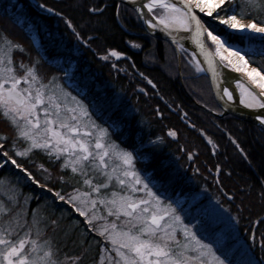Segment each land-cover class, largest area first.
<instances>
[{
	"label": "snow or ice",
	"instance_id": "snow-or-ice-1",
	"mask_svg": "<svg viewBox=\"0 0 264 264\" xmlns=\"http://www.w3.org/2000/svg\"><path fill=\"white\" fill-rule=\"evenodd\" d=\"M116 7L119 15V5ZM136 10L149 30L167 33L179 52H188L185 40L196 46L197 51L191 52L196 72L211 71L216 80L227 78L224 69L240 73V77L234 78V88H221L218 83V95L232 101L238 91L239 102L248 109L259 110L256 120L264 126V0H140ZM87 11L102 14L104 9L93 5ZM57 15L73 27L63 12ZM213 21L218 27L213 26ZM237 33L259 40L258 50L245 51L234 46ZM76 35L79 37V33ZM15 50L25 51L23 45L14 43L6 34L0 36V116L15 130L12 146L15 148L21 139L28 144L16 156L42 149L50 158L63 159L60 167L71 169L91 189L74 190L68 203L85 218V227L102 238L96 241L97 264H264V257L258 260L250 254L256 243L264 250V233L257 240L256 232L251 231L253 245L236 248L227 234L210 236L207 229L185 223L182 209L178 210L171 201L165 203L163 194L158 195V189L153 191L157 186H150L137 169L139 150H129L111 141L109 129L93 120L87 105L56 84L55 77L45 83L38 60L31 64L20 61L23 74H17ZM109 55L119 58L124 54L111 49ZM109 55L102 59H109ZM256 56L261 59L257 61ZM168 135L175 137L177 133L170 130ZM0 139L9 138L0 135ZM161 140L157 137L150 143ZM4 147L0 143V149ZM3 155L17 168L22 167L7 151ZM23 171L40 183L27 168ZM101 178L103 182H95ZM110 186V194L101 193ZM259 195L264 201V192ZM55 197L65 199L60 192ZM9 199L12 207L0 201V264H82L89 247L86 235L85 239L73 241L82 249L80 254L69 255L47 232L49 226L55 232L58 220L45 223L47 218L38 214L39 207L32 210L29 220V213L18 207V200ZM98 203L106 208L107 216L97 214ZM109 216L115 219L110 221ZM232 219L239 222L238 217ZM98 220L104 222L97 225L94 222ZM251 223L264 224V217Z\"/></svg>",
	"mask_w": 264,
	"mask_h": 264
},
{
	"label": "trees",
	"instance_id": "trees-1",
	"mask_svg": "<svg viewBox=\"0 0 264 264\" xmlns=\"http://www.w3.org/2000/svg\"><path fill=\"white\" fill-rule=\"evenodd\" d=\"M39 1L58 12H63L64 16L72 21L75 31L71 32L70 26L65 24L62 18L45 17L27 6L25 15L38 19L42 27L39 31L42 45L40 49H35L29 33L17 23L16 18L0 6V36L6 34L14 43L23 45L25 49L23 52L14 51L15 64L19 60L26 64L38 60L39 73L44 78V82L55 77L67 92L87 105L93 120L109 129L111 141L129 150L138 149L137 169L142 168L144 174H147L146 180H149L150 186L153 184L157 186L153 191L158 189L157 194H163L165 203L171 201L178 210L182 209L180 214L186 217L185 223L205 228L208 235H213V230L219 228L214 220L218 215H215L213 210L208 211L206 205L214 199L218 206L228 210L229 215L233 214L239 218L235 229L242 237L244 246L253 245V241L247 238L246 227L248 232L250 227L255 225L259 240L260 234L264 233V224L256 225L251 222L258 217H264V201L259 195L260 192H264V132L239 119L240 124L232 127L217 118L213 111L219 112V109L212 98L207 78L201 73L190 72L189 67L185 71L182 67L179 76L174 48L170 47L169 52L166 50L161 52V48L155 46L140 27H138V43L141 49L139 53L128 51L124 40L127 37L137 38L127 33L125 26L118 22L112 10L105 9L102 14H89L87 11V8H90L87 4L89 0ZM104 1L91 0V5L101 7ZM131 14L130 20L127 21L125 18L126 23L137 26ZM54 20L57 24H54ZM97 21L101 23L98 24ZM76 33H79L78 38ZM19 37L24 38V43ZM77 39L86 41L88 47H84ZM45 42H48L50 48L42 49ZM73 42L80 49V54H71ZM111 49L125 52L128 58L119 61H114L110 57L107 60L102 59ZM53 56L60 57V60ZM185 58L191 60L190 54L180 52L182 63ZM71 62L75 64L74 74L91 82L85 92L74 90L61 78L59 69ZM165 66L171 73L165 70ZM16 68L18 73H22L19 65ZM136 70L149 79L155 89L148 86L145 80L136 74ZM168 106L175 109L176 113L169 110ZM155 107H158L157 112ZM158 112L161 114L160 119L157 117ZM239 127L242 131H238ZM197 129L203 130L211 142L206 143ZM170 130H174L177 135L169 136ZM223 130L233 136L239 147H235L226 139ZM14 133V128L0 116V135L9 138L7 141L0 139V143L5 145L0 149L1 152L7 151L30 172H33L34 163H40L47 168L57 165L56 160L42 154L40 150L30 152L27 155L28 162L25 158L16 156L10 149L11 141L15 137ZM157 137H161L162 140L155 144L150 143ZM24 145L27 146V142L17 140L16 146ZM239 149H243L246 160L240 155ZM194 150L197 155H193L191 161L187 155L193 154ZM143 154L148 158L142 159ZM10 171H7L6 167L1 168L0 177L11 178L12 167ZM34 177L41 184L58 190L61 195H67L66 182L54 185L35 175ZM18 186L23 194L35 198L32 204H37L38 201L41 204L48 193L45 191L46 194H39L44 190L31 183H19ZM203 191H206V194H203ZM197 193H201L202 196L196 197ZM183 196L185 199L180 200ZM46 200L51 199L46 198ZM49 202L55 208L50 216L51 220H56V213L65 216L66 212L62 209L61 201ZM187 202L189 205L186 207ZM67 208L69 209L68 206ZM70 217L67 215L65 219L62 218L65 231L59 230L58 227L54 232V238L64 252L79 255L82 249L74 245L73 241L85 239V234L79 230L78 225H74V230L73 228L69 230ZM87 241L88 244L91 241L89 236ZM235 244L238 243L234 242L233 245ZM91 248L88 247L82 264H90L95 258ZM250 253L258 260L264 257V250L258 243L251 248Z\"/></svg>",
	"mask_w": 264,
	"mask_h": 264
},
{
	"label": "rangeland",
	"instance_id": "rangeland-1",
	"mask_svg": "<svg viewBox=\"0 0 264 264\" xmlns=\"http://www.w3.org/2000/svg\"><path fill=\"white\" fill-rule=\"evenodd\" d=\"M89 1L90 2H88L87 4L90 5L91 4V0H89ZM68 13H69V11H68ZM53 22H56V21L54 20ZM19 38L23 42L24 38L23 37H19ZM33 41H35V40H33ZM46 46L48 47L49 45L46 43ZM164 48H165V50L167 52L170 51V47L164 46ZM35 49H37V48H35ZM72 54H74V55L80 54V49L78 47H74V49L72 50ZM55 57H57V56H55ZM190 58H191V55H190ZM179 59H180V57H179ZM181 61L182 60H180L179 62L178 61L176 62L177 73H179V71L181 72V68L182 67L185 68L183 71L188 70V67H189L191 69L190 72H196L195 69H194L193 63L192 64L190 63L191 60L189 58H187V59L185 58L183 63ZM19 62H20V60H19ZM19 62L17 64H15L16 67H17V65H19ZM59 70L61 72V78L66 83V79H67V77H65L66 73L64 72L63 69H59ZM71 70H72V68L67 70V74H70ZM165 70H167L166 66H165ZM167 71H169V70H167ZM169 72L171 73V71H169ZM196 73H200V72H196ZM17 74L22 75L23 73H18L17 72ZM179 74H181V73H179ZM47 82L48 81H46L45 83H47ZM54 82L56 84L61 85L58 80H55ZM74 82H75V84L77 83L78 86L76 85V87L79 88L78 90L80 92H84L91 85V82L88 79H83L81 76H76L75 79H74ZM64 90H65V88H64ZM41 115H43V114L41 113ZM117 127H118V125H117ZM14 136H16V133H14ZM27 146H28V144H27ZM27 146H25V145L23 147L15 146V148H14L12 146V141H11L10 149L14 153H16L17 151L24 150V148H26ZM34 150H40L42 152V154H46L47 155V153L44 150H42V149H34ZM142 156H143L142 159L148 158L147 155L143 154ZM18 157L25 158V160L28 162L27 155L26 156H18ZM51 158L53 160H56L54 156L51 157ZM62 163H63V159L57 161V165L51 166V168H47L45 165H42L40 163H34L33 166H32L33 172H31V173H32L33 176L35 175L37 178L42 179V180H44L46 182H51L54 185L66 182L67 195L65 196V199L63 201H61L60 199L55 197V193L59 192L58 190H53L50 187H48L47 185H46L47 187H45L44 186L45 184L42 185L44 187L41 186V189H43L44 191H42V192L40 191L39 194H43V193L46 194V192H48L46 198L47 199H51L49 201H52V200L53 201H61L62 209H64V211L66 213H65V216L64 215H60L59 213H56V215H55L57 217L56 220H58L59 230L65 231V229L63 228L61 220H62V218L65 219L67 217V215H70L71 217L68 220L69 221L68 228H70L69 230H71V228H73L74 225L75 226L78 225L79 226V230L82 231L85 235H87V236H89L91 238V241L89 242V247H92L91 250H93V252L95 253V258L90 262V264H97V262L99 261V248H98V246L96 244V241L97 240H102V238L99 237L97 233H93V232H91L89 229H87L85 227V224H86L85 218L83 216H81L79 213H77L75 211V209L72 207V205L70 203H68V197L70 195L74 194V190H79L80 192H90L91 189L88 186L84 185L82 178L79 175L73 174L71 172V169H63V168H61L60 165ZM2 167H6L7 171H10L11 167H12L13 168V172H12L13 176L11 178L8 177V176H1L0 177V201H3V203L6 206L12 207V202L9 199V197L17 199L18 202H19L18 203V207L22 208V209H26L27 212L29 213V217H28L29 220L31 219V215L30 214H31L32 210L37 209L39 207V213L38 214L40 216L46 217L47 220H45V223H47V221L50 219V216L52 215V213H54V209L55 208L50 205V202L48 200H46V198H43V201H42L41 204L38 203L39 201L37 202V204H35V203L32 204V202L34 201L35 198L31 197L28 194H23L20 191L19 186H18L19 183H31V184L35 185L36 187H38L39 184H41V183H39V184L35 183V181L30 179L27 176V174L23 171V169H24L23 167H21V169L17 168L15 165H13L10 162V160H8L7 157H5L3 155V152L0 151V169ZM139 170H140L141 175L146 179L147 174H144L142 168H140ZM61 177H63V180L60 179ZM95 182H103V179L102 178L98 179ZM47 188L48 189L50 188L51 191L48 190ZM111 191H112V187L110 186L108 189H102L101 193L102 194H110ZM203 194H206V191H203ZM92 195L95 196V193H92ZM201 196H202L201 193H197V195H196V197H201ZM183 197L180 200H184L185 197L184 198ZM25 198H28L27 202H25ZM189 202H187L185 204L186 207L189 205ZM209 204L206 205V208L208 209V211L213 210L214 214L218 215V216H216L214 218V220H215V223L217 224V226L219 228L217 227L218 228L217 230L211 229V230L214 231L212 233L213 234L224 233V234L229 235L231 237V240H232L231 241L232 245H233L234 242L238 243V244H235V246L233 245L236 248H237V246H239V248L244 246V242L242 240V237L236 232V229H235L237 222H236L235 219H232L235 216L233 214L229 215L228 210L226 208L218 206L219 204L216 201H214V199L209 201ZM67 206L69 207V209L67 208ZM13 210L15 211V209H13ZM97 214L100 215V216H107L106 208L103 205H100L99 203L97 204ZM108 219L111 221V220H113L115 218L109 216ZM103 222H104L103 220H98V221H96L94 223L99 225V224H102ZM254 227H255V225H253L252 228L250 227L248 232H247V227H246V234H247V238L248 239H250V232L251 231H255ZM56 229H58V227ZM69 230L67 232H69ZM73 230H74V228H73ZM47 232H48L49 235H52L54 237V232L52 231L51 226H49V228L47 229ZM247 246H248V244H247ZM69 255H71V252H70Z\"/></svg>",
	"mask_w": 264,
	"mask_h": 264
},
{
	"label": "water",
	"instance_id": "water-1",
	"mask_svg": "<svg viewBox=\"0 0 264 264\" xmlns=\"http://www.w3.org/2000/svg\"><path fill=\"white\" fill-rule=\"evenodd\" d=\"M27 1L33 7H36L39 13H42L46 16H60V15H57V13H58L57 11H55V12L48 11L47 9H49V7H47V6L44 8L40 7V5H43V4L37 0H27ZM115 1L122 3L123 5L131 8L136 13L137 18H138L143 30L147 34H149L150 36H152L158 40L165 41V42H167V43H169L175 47V45H173L171 42L172 38L170 36H168L167 33L163 32L159 29H157L155 31L149 30L148 26L143 22V20L138 17L136 7H137V4L140 3V0H115ZM180 35H185V33H180ZM183 43L185 44V47L188 49V51L190 53L193 51H197L196 46L190 40H185V41H183ZM83 45L86 46L85 43H83ZM175 49H176V47H175ZM176 51L178 54L177 49H176ZM113 58L115 60H118V59L126 58V56L122 55L119 58H116V57H113ZM197 59H200L201 62L204 63L202 57L198 56ZM204 66H205V68H207L206 64ZM224 73H225V77H227L226 79L222 77L220 80H216V79H214L211 71L202 72V74H204L206 76V78L208 79L212 97H213L214 101L216 102L217 106L221 109L222 115L234 116V117H236L242 121H245L249 124H253V125L261 128L262 130H264V126H262L260 124V122L258 120H256V114L259 113V110L248 109L243 104H241L239 102V92L238 91L234 92L235 99L232 101L227 100V97H224L223 99H221V95H218V91H219L217 88L218 83L221 85V88H223V87L234 88V78L241 76V75H239V73H236V72L232 71L231 69H224ZM140 76H142V75H140ZM147 82L151 87H154L153 83H149V81H147ZM199 132H200V135L203 139H207L202 131H199ZM227 137L229 138V135H227ZM240 153L243 156L242 152H240ZM243 158H245V157L243 156Z\"/></svg>",
	"mask_w": 264,
	"mask_h": 264
},
{
	"label": "flooded vegetation",
	"instance_id": "flooded-vegetation-1",
	"mask_svg": "<svg viewBox=\"0 0 264 264\" xmlns=\"http://www.w3.org/2000/svg\"><path fill=\"white\" fill-rule=\"evenodd\" d=\"M116 5H119V15H117V7ZM106 6V7H105ZM102 8L105 10V9H109V10H112L113 13H115V17L116 19L118 20V22L121 24V25H124L126 30L128 31L127 33H129L130 36H133L137 39H131L130 37H127L125 40H124V45L126 46L127 50L128 51H132L133 53H139V50L141 49V46L140 44L138 43L139 41V38H138V35H139V32H138V26L136 25H128L126 23V20H130V14L132 13L128 8L120 5L118 2L114 1V0H105L104 3L102 4ZM131 12V13H130ZM125 13L127 16H125ZM121 14H124V15H121ZM132 15V14H131ZM126 18V20H125ZM134 18V17H133ZM119 25V24H118ZM121 25H119V27H121ZM130 26V27H129ZM122 28V27H121ZM145 40L147 41L146 37H145ZM150 41L155 45V46H158L161 48V52H163L162 50V46L165 45V43H162L158 40H155L153 38L150 39ZM134 45H139V47H135ZM157 49V48H156ZM122 53H125V52H122ZM126 54V53H125ZM261 59L260 56H256V60L259 61ZM136 72V71H135ZM146 82V81H145ZM147 84V83H146ZM148 85V84H147ZM149 86V85H148ZM168 109L171 110L172 112H175L176 113V110L175 109H172L171 107L168 106ZM181 116V115H180ZM217 118H220V120H222L223 122L225 123H228L230 124L232 127H235L236 124H240L241 121H239L238 119H236L235 117H231V116H227V115H221V116H218L216 115ZM238 131H242L241 128L239 127L238 128ZM224 132H227L226 130H223V133ZM244 132H247V131H244ZM264 132V131H263ZM229 135V134H228ZM226 136V135H225ZM230 136V135H229ZM226 139L229 140L235 147H237V143H236V140L233 139V136H230V138H228L226 136ZM235 141V143L233 142ZM240 151V149L238 150Z\"/></svg>",
	"mask_w": 264,
	"mask_h": 264
},
{
	"label": "bare ground",
	"instance_id": "bare-ground-1",
	"mask_svg": "<svg viewBox=\"0 0 264 264\" xmlns=\"http://www.w3.org/2000/svg\"><path fill=\"white\" fill-rule=\"evenodd\" d=\"M239 75H241V74L239 73Z\"/></svg>",
	"mask_w": 264,
	"mask_h": 264
}]
</instances>
